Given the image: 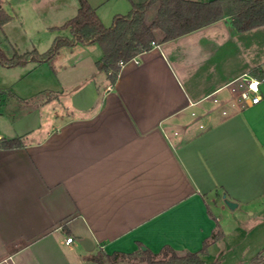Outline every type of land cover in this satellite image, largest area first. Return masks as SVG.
<instances>
[{"label":"crops","instance_id":"obj_1","mask_svg":"<svg viewBox=\"0 0 264 264\" xmlns=\"http://www.w3.org/2000/svg\"><path fill=\"white\" fill-rule=\"evenodd\" d=\"M12 1L0 0V10L8 15ZM67 1L46 0L45 7L69 4L66 23L78 10ZM87 1L104 25L145 0L105 9L113 0ZM63 24L46 27L50 46ZM157 41L114 82L98 65L100 51L95 61L75 59L69 77L64 68L47 71L57 85L50 92H32L28 83L24 94L1 100L7 127L0 139L20 137L22 146L0 147V264H91L85 259L98 249L131 254L140 246L155 255L163 247L200 253L214 232L225 236L212 209H227L222 197L260 215L264 80L252 71L264 72V59H250V49L264 41V26L236 33L223 19ZM83 46L93 45L70 48ZM47 64L24 68L33 73ZM245 74L261 82L257 105L237 103L230 90Z\"/></svg>","mask_w":264,"mask_h":264},{"label":"trees","instance_id":"obj_2","mask_svg":"<svg viewBox=\"0 0 264 264\" xmlns=\"http://www.w3.org/2000/svg\"><path fill=\"white\" fill-rule=\"evenodd\" d=\"M76 15L58 29H68L70 37H56L47 51L27 52L7 59L0 50V65L5 67L25 66L29 62L50 63L60 49L80 45L97 44L102 51L98 65L112 71V82L120 71L119 61L129 62L139 54L149 51L152 43L174 40L183 35L206 27L223 19H228L236 33H243L264 26V0H212L195 2L189 0H145L132 4L126 15L113 17L110 26L102 24L96 10L87 0H77ZM152 12L149 18L148 14ZM12 18L0 10V27ZM253 69L252 74L264 80V72ZM22 146L20 137L0 139V147L12 149ZM220 230L203 242L200 253H178L170 247H163L155 255L142 246L131 254H106L98 249L89 255L85 262L91 264H115L118 259L136 260L142 264H207L201 255L206 253L209 244L221 239ZM157 257H159L157 259ZM248 264H264V252L255 256Z\"/></svg>","mask_w":264,"mask_h":264},{"label":"rangeland","instance_id":"obj_3","mask_svg":"<svg viewBox=\"0 0 264 264\" xmlns=\"http://www.w3.org/2000/svg\"><path fill=\"white\" fill-rule=\"evenodd\" d=\"M116 1L118 0H113V2L106 4L104 9L111 6L112 3ZM36 2H39L40 5L36 6ZM71 2L76 6L78 5L77 0H68L66 3ZM46 4V0H37L25 4H20V0H13L11 2L12 8L5 7L8 9V15L12 19L0 27V50L7 59H12L15 54L22 55L32 51L44 53L48 50L50 47V43H47L49 40V31L46 30V27L63 24L68 18L67 8L69 4L61 10H51L45 7ZM130 9L129 7L125 11H120V15L128 14ZM148 16L150 18L152 12H150ZM112 18L113 17H109L106 19L104 25L110 26ZM52 31H58L56 35L70 37L68 29H53ZM160 38L161 36L157 35L156 39L160 40ZM250 50V59H264V41L253 45ZM100 51L101 49L97 44H93V46L89 48L88 46L75 49L70 47L62 48L58 55L55 56L54 59L56 60L33 73L24 68L27 64L25 66L11 68L0 65V103L1 100L7 98L9 94L20 96L24 85L28 83H33L32 92L37 91L38 93L42 90V87H44L47 92L56 89V82L51 76L46 75L47 71L51 72L52 70H62L64 68L62 76L69 77L76 73L73 71L75 59L81 56L83 59L95 61L97 55L101 54ZM84 61L81 63L82 65L79 64V66H77V71H80V68L84 66ZM27 91H29V89H27ZM44 93L45 91H41L39 94L43 95ZM22 94H24V91ZM61 100L64 101L65 98L62 97ZM1 119L3 118H0V128H6L7 125L5 121ZM223 198L224 197H222V200ZM212 209L220 218L221 223H219V225L225 236L212 244L208 251L209 254L204 258L207 264H248L255 256L264 252V207L260 209L262 212L258 217L250 216L249 213H246V210L242 208L230 211L228 208L219 210L212 206ZM158 258L159 257H157V259ZM115 264L142 263L131 259H118Z\"/></svg>","mask_w":264,"mask_h":264},{"label":"built area","instance_id":"obj_4","mask_svg":"<svg viewBox=\"0 0 264 264\" xmlns=\"http://www.w3.org/2000/svg\"><path fill=\"white\" fill-rule=\"evenodd\" d=\"M153 45V43H152ZM130 61H134L138 63V61L133 58ZM126 63L119 61L118 65L120 68L125 65ZM108 76L113 75L112 71L107 72ZM260 80L257 78L252 77L251 75L245 74L242 77L232 81L229 84L230 90L234 95L235 100L237 103L241 105L249 103L250 105H257L261 101V92H260ZM111 86L107 88L110 90ZM72 242V238H66V243Z\"/></svg>","mask_w":264,"mask_h":264},{"label":"water","instance_id":"obj_5","mask_svg":"<svg viewBox=\"0 0 264 264\" xmlns=\"http://www.w3.org/2000/svg\"><path fill=\"white\" fill-rule=\"evenodd\" d=\"M223 203L230 211L235 210V208L237 207L236 203H234L233 201L227 200L225 197L223 198ZM80 244L83 247V249L87 252H91L94 248L93 243L88 239L82 240Z\"/></svg>","mask_w":264,"mask_h":264}]
</instances>
